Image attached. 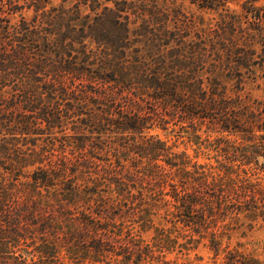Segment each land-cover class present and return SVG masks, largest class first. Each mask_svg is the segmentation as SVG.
Here are the masks:
<instances>
[{
	"label": "trees",
	"instance_id": "obj_1",
	"mask_svg": "<svg viewBox=\"0 0 264 264\" xmlns=\"http://www.w3.org/2000/svg\"><path fill=\"white\" fill-rule=\"evenodd\" d=\"M23 1L38 13L31 21L14 22L25 5L0 0V214L13 203L25 231L43 236V257L65 249L90 254L91 264L152 262L149 247L130 253L125 242L120 255L108 247L146 231L161 210L177 231L196 235L215 236L241 215L264 224V183L251 179L264 172L261 145H251L264 144V118L254 114L264 108L247 109L239 95L253 55L244 49L255 51L260 33L233 20L226 0H192L220 14L205 31L166 0ZM261 1L243 9L260 20ZM231 66L238 79L222 75ZM180 117L189 142L213 150L216 165L151 134L170 132ZM9 135L41 136L45 146L40 153L31 137V153H13ZM212 246L219 253L215 238ZM224 262L255 264L235 251Z\"/></svg>",
	"mask_w": 264,
	"mask_h": 264
},
{
	"label": "rangeland",
	"instance_id": "obj_2",
	"mask_svg": "<svg viewBox=\"0 0 264 264\" xmlns=\"http://www.w3.org/2000/svg\"><path fill=\"white\" fill-rule=\"evenodd\" d=\"M156 1L159 5L165 3V0ZM166 1H168L167 5L169 6L174 2L176 8H181L186 15L184 20L187 21V23L192 24L194 29L199 31L209 29L220 18V14L214 11L200 9L198 5L192 3V0ZM246 1L247 0H226L228 3L227 5L230 8V16L233 20L243 23L245 27L250 23L251 27L260 33L258 44H256V47L254 48L255 51H251L249 47L244 49L246 54L252 52L253 55L250 56L251 63L249 67L243 69L242 74L245 77V87H242L239 95L247 102V109L249 107L251 109L253 107L264 108V0L256 4V7L261 8L263 11L260 20L254 16L255 14H247L243 9ZM14 2L15 5H25L22 10L16 13L14 22H18L21 16L26 17L30 21L37 16L38 13L35 12V8H30L29 3L26 4L23 0H20L19 2L14 0ZM60 4L61 0H55L53 2V6H59ZM38 17L41 19L40 15ZM172 19L173 13L167 23L168 25H171V29L174 28V24L171 21ZM101 29L105 30L106 33H109V23H104ZM239 34L243 37V33L239 32ZM191 35H194V33ZM190 40L193 39L190 38ZM224 70L225 71L222 72V75L231 79H238L239 75H241L238 74L241 72L235 70L232 66L230 69ZM237 86V81L233 80V82L229 84L230 92L237 91ZM1 113L2 110H0V114ZM257 113L258 117L264 118V109L261 111H258L257 109L254 114ZM181 119L182 118L180 117L173 120L174 124L178 126H173L174 129H171L170 132L164 133L163 131L156 130L152 131L151 134H157L163 139L170 140L171 143H176L178 146L176 149L177 151L188 153L201 164L216 165V161L211 158L214 156L213 150L206 148L205 145H201L198 148L194 142H189L185 132L187 130L180 129L181 126L188 125V121L186 122V120L184 121ZM182 122H186V124H182ZM67 132H69L67 133L69 136L73 135L72 132ZM63 135L66 134L57 131L54 137L61 138ZM12 137L13 136L9 135L8 140L12 143L10 147L13 153H17L19 149L23 150V152L31 153L34 146H32L31 143L26 144L31 137L40 139L37 144V150H40V153L42 152L41 149L45 146L43 142L44 138L41 136L32 135L26 139L27 141H25V138L21 135H16V139H12ZM213 138L215 137H212V139ZM229 138L233 140L236 139L234 136H229ZM261 142V140L255 139L251 145H261V157H259L260 164L258 165V168L263 169L264 144ZM57 146H59V143H56V146H52L57 148L56 154L61 151ZM69 149L70 148L67 150ZM44 153V158L48 159L49 152L45 151ZM196 156L197 158H195ZM1 172L4 171L2 170ZM251 179H259L264 183V172L260 170V174L252 176ZM223 183H226V181ZM182 187H185V185L183 184ZM185 190H187V193H191L188 187L185 188ZM216 194L217 193H214V191L212 192V195ZM230 194L231 197H235L233 193ZM221 195L224 201H226L225 197H227L228 200L230 199L226 193H222ZM12 204L13 203L11 202H7L6 205H4L5 213L0 214V264H91L89 260H84L86 257H90L88 256L90 254L84 253L86 256H84L83 253L76 254L75 252L73 254H68L65 249H61V252L53 257L55 259L52 257H43L42 254L38 252V249H36V247L43 245L44 241L40 240V237L43 236L38 234L33 227L32 232L25 231L26 225L25 223L19 222L22 221L20 220L19 212L14 209ZM231 205H233V203ZM30 218L32 220L36 219V213L33 215V218ZM225 224H222L223 226L219 227L215 236L196 235L187 231L180 232L177 231L178 228L175 229L171 223L166 222L163 218V210H161V213L159 212L157 215L151 217V223L149 225L147 224L144 228L146 231L135 233L132 236H129L128 241L124 240L123 244L116 243L114 248H111L110 246L108 248L116 251L117 254L120 255L124 253L123 249L127 247L124 245L125 242L130 246V253H136L139 247H149L148 250L153 256L151 258L153 261L145 262L144 264H224L225 257L230 251H235L239 255L246 257L248 260L255 262V264H264V224L261 221H255L250 217H246V215H241L234 221H228ZM126 225L132 224L128 223ZM132 227L140 228L138 225H132ZM214 238L218 245L217 249L219 248V253H216L214 250L215 248L212 246ZM165 240L168 241V244H166ZM161 241H165V243L159 244ZM175 241L177 244H175ZM170 243L172 244L170 245ZM164 244L167 246L170 245L169 247H171L172 250L167 251L165 248L164 251L159 247ZM180 244H187V249H181ZM181 250H183L182 253ZM105 264L121 263H119V261L115 262L112 259H106Z\"/></svg>",
	"mask_w": 264,
	"mask_h": 264
}]
</instances>
